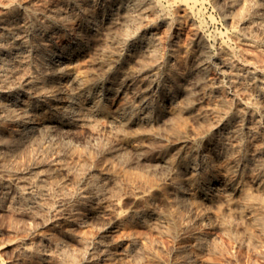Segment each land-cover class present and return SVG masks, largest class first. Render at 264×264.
Here are the masks:
<instances>
[{"label":"bare ground","instance_id":"1","mask_svg":"<svg viewBox=\"0 0 264 264\" xmlns=\"http://www.w3.org/2000/svg\"><path fill=\"white\" fill-rule=\"evenodd\" d=\"M214 2L231 17L232 39L237 44L225 45L218 39V48L225 51L219 54L199 29L187 34L204 62L196 73L205 80L197 88L202 89L201 100L207 104L200 114H212L216 120L210 128L212 151L206 153L200 145L194 148L197 152L180 150L173 155L167 150L157 156L177 177L184 175V180L175 183L177 203L201 210L203 222L195 228L194 242L201 249L217 247L211 231L214 223L249 243L258 233L264 236V0ZM15 6L14 1L8 4L10 10ZM12 20L11 16L0 18V111L14 125L7 131L9 138L0 127L1 147L11 149L19 136L51 133L73 123H100L129 137L128 130L134 126H152L155 112L166 106L174 111L173 127L181 130L184 109L179 97L189 100L193 88L186 83L193 72L179 81V44L186 32L177 26L182 20L164 0H49L45 5L24 6L23 15ZM130 20L135 29L125 28L114 43L106 42L115 25ZM164 42L172 46L167 57L157 51ZM92 53L105 56L103 76L86 71ZM108 53H117L118 58ZM161 61L168 67L164 75ZM131 62L144 66L138 73L126 71L125 64ZM19 72L26 74L16 86L12 81ZM142 138L136 134L129 141ZM125 172L133 178L132 172L126 168ZM89 180L81 194L85 203L100 199L104 190L120 189L116 171L91 175ZM9 192V183H1L0 200ZM153 195L141 196L144 208L118 214L106 229L162 218L164 212ZM17 200L36 203L38 195L31 191ZM136 241L119 239L114 248L132 250ZM59 248L65 252L62 244ZM193 256L186 253L190 262L195 261Z\"/></svg>","mask_w":264,"mask_h":264},{"label":"rangeland","instance_id":"2","mask_svg":"<svg viewBox=\"0 0 264 264\" xmlns=\"http://www.w3.org/2000/svg\"><path fill=\"white\" fill-rule=\"evenodd\" d=\"M11 1L17 5L13 10L8 7ZM164 1L169 11L182 20L177 26H182L186 32L179 44V81L193 72L186 83L193 88L189 100L184 95L179 97L184 109L181 130L173 127L174 111L166 106L155 112L152 126H134L128 130L129 137L141 135V141H129L123 132L105 129L100 123H73L56 127L51 133H45L47 136L44 133L19 136L11 149L0 146V184L10 185L9 195L4 201L0 200V264H264L263 234L258 233L249 243L214 223L211 231L217 247L201 249L195 245V230H198L195 228L203 222L201 210L177 203L179 195L175 183L184 180V175L177 177L157 159L167 150L173 155H178L180 150L197 152L194 148L200 145L206 153L212 151L214 136L210 128L216 120L212 114H200L207 104L201 100L202 89L197 88V84L205 80L196 73L204 62L187 34L199 29L212 48L220 50L219 54L225 51L218 48V39L225 45L237 44L232 39L231 17L226 15L225 7L218 6L214 0H191L189 5ZM47 3L49 0H2L0 18L11 16L14 22L23 15L24 6ZM132 22L121 21L115 25L113 36L106 42L114 43V38L121 36L125 28L135 29ZM171 48L164 42L157 51L167 57L172 53ZM110 56L117 57V53H108ZM104 59L96 53L88 56L87 73L103 76ZM161 65L164 75L168 67L164 61ZM142 66L141 62H131L125 64V70L138 73ZM25 74L16 73L12 83L17 86ZM0 127L6 130L4 137L9 138L7 131L14 125L1 111ZM124 142L126 146L120 147ZM125 168L133 173L132 179ZM113 171H116L120 189L117 192L104 190L100 199L85 203L81 194L89 185V176ZM31 191L38 195L36 203L24 204L17 200ZM150 192L154 193L156 206L164 212L162 218L145 225L124 224L106 229L118 214L144 208L140 197ZM129 238L137 239L132 250L120 252L114 248L117 240ZM59 244L65 247V252L60 250ZM109 249L113 252L109 253ZM186 253L195 254V261H188Z\"/></svg>","mask_w":264,"mask_h":264}]
</instances>
